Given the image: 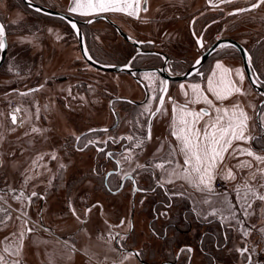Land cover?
Wrapping results in <instances>:
<instances>
[{
    "label": "rangeland",
    "instance_id": "rangeland-1",
    "mask_svg": "<svg viewBox=\"0 0 264 264\" xmlns=\"http://www.w3.org/2000/svg\"><path fill=\"white\" fill-rule=\"evenodd\" d=\"M33 1L63 12L58 0ZM157 2L158 7L154 6L158 8L154 16L156 24L145 27L144 31L161 40H169L170 35H175L172 31L179 29L181 52L184 47L192 48L190 43L183 44L182 32L187 18L198 19L204 15L206 22L225 20L226 17L228 21H236V32L232 36L249 49L254 72L264 81V2L255 0L254 3L260 6L256 13H253L254 8L233 14L232 18L228 16L229 9L226 17H217L215 10L202 8L201 0ZM168 16L170 18L166 19ZM110 17L126 33L137 34L131 25L135 19L115 14ZM0 21L6 29L8 43L6 58L0 67V264H16L24 259L32 264H107L108 260L120 264L133 261L129 256L123 258L115 248L114 240L109 239L115 238L109 230L112 227L116 230L130 227V197L126 190L121 194L105 195L100 190L97 176L102 168V155L96 156L90 146L85 151H76L73 147L81 133L112 124L111 116L107 114L108 98L120 95V88L128 81L121 80L120 74L101 72L79 60L74 28L59 18L29 10L21 0H0ZM166 25L170 29L162 38ZM229 25L228 22L226 28L222 26L223 35L230 34ZM87 29L93 33L90 41L92 53L104 51L110 54L113 51L115 55L117 50L127 51L126 41L106 22L93 21L85 31ZM161 47L159 49L170 55L169 45L162 44ZM222 49L225 48L219 51ZM235 52L230 49L231 56L227 57V62L224 60L229 67L236 66V63L241 65V58ZM105 60L114 61L115 57L109 56ZM244 81L248 84V92L251 91L246 77ZM33 87L39 88L29 92ZM258 95L259 104L264 94ZM13 104L20 112L17 124L9 117ZM260 120H264V106L260 109ZM105 135V132L94 131L81 141L101 142ZM156 147L155 141L143 147L139 165L152 167ZM165 158L170 161V166L179 161L173 154ZM136 160L135 156H122L119 163L125 166V172L137 169L134 167ZM95 165L100 170L93 171ZM262 179L264 176L250 178L246 173L238 172L237 179L228 182L231 183L230 190L224 194L218 195L211 187H206V202L211 204L216 195L234 199L252 195L244 192L242 187ZM97 201L104 208L100 210L95 205L87 214L86 208ZM44 204L48 206L42 211ZM120 213L125 217L122 225ZM145 217L142 215L135 226L146 233L134 236L130 245L143 247L145 243L150 246L149 242L156 245V239L146 229ZM43 225L49 226L45 229L51 234L42 229ZM50 226L53 231L48 230ZM148 249L146 251L151 254L153 250ZM164 253L160 254L164 257Z\"/></svg>",
    "mask_w": 264,
    "mask_h": 264
},
{
    "label": "flooded vegetation",
    "instance_id": "flooded-vegetation-1",
    "mask_svg": "<svg viewBox=\"0 0 264 264\" xmlns=\"http://www.w3.org/2000/svg\"><path fill=\"white\" fill-rule=\"evenodd\" d=\"M227 12L222 9L214 11L219 18L226 17ZM110 14L105 15L117 25L111 19ZM228 16L232 18L233 14ZM129 17L135 19L131 24L137 32L135 36H131L117 26L130 37V40L124 39L109 21L97 19L113 27L115 33L126 41L127 51L121 50L123 56L117 58L115 55L119 53L118 50L115 51V55L113 51H109L110 54L104 51L97 54L92 53L93 48L90 46V41L93 39V33L85 29L93 21L83 23L86 19L75 16L82 21L79 23V29L83 36L86 55L103 65H128L127 71L111 72L120 74V79L124 78L128 83L120 88V95L108 98L109 111L107 114L108 117L111 116L112 124L81 133L73 143L74 149L85 151L90 146L94 148L96 156L102 155L103 163L100 165L102 168L97 176L102 179L100 190L105 195L121 194L126 190L132 203L128 229L142 231V228H137L135 225L141 221L142 215L147 216L145 217L147 218L146 229L157 243L154 245L149 242L150 246L144 243L143 247L137 249L139 254L144 255L145 252L150 254V251H146L149 248L148 250H153L152 254L170 259L168 262L177 258L176 264H192L195 252L200 258L199 264H264V199H260L264 196V180L252 181L244 185L242 187L244 192L248 191L252 195L238 196L236 197L238 200L232 196L231 198L218 196L230 190L231 183L223 181L221 189L215 190L218 195L209 204L206 202L208 198L205 196V184L189 178L190 172L184 165L182 157L181 159L179 156L176 157L179 161H175L171 166L168 164L170 161L165 158L172 155L175 150L180 152L171 141L170 119L174 108H188L189 103L183 98L184 90L188 91L191 82L204 85L208 76L215 74L216 62L226 61L227 57L231 56L230 49L238 51L230 45L218 46L188 78L174 81L167 75H180L187 72L216 40L221 38L237 40L236 36H232V33L236 32V21H228L226 17L225 20L206 22L203 20L204 15L198 19L187 18L184 25L185 30L182 32L184 34L183 44L189 45L190 43L193 49H188L187 46L182 48L184 52H181L178 47L179 29L172 31L175 33L174 37L170 35L172 39L169 37V40H161L153 37L154 34L152 36V33L144 31L145 27L156 24V18H143L138 14ZM228 22L230 34L223 35L222 26L226 28ZM215 27L216 29L212 30ZM169 29V25H166L162 38H165ZM74 36L80 53L79 60L82 59L88 66L101 72L110 73L90 65L83 58L76 32ZM162 44L169 45L170 55L159 49ZM222 47L225 49L219 51ZM246 49L250 53L249 49ZM109 56L115 57V60L106 61L105 58ZM252 70L253 72L255 70L253 66ZM257 82L264 88V81L257 77ZM161 88L165 91L161 92ZM161 97L163 98L162 104ZM262 106H264V99L259 102L256 111L259 134L264 136V125L259 121ZM200 110L203 109L200 107ZM159 125L161 126L160 131L157 128ZM94 131L105 132L104 139L101 142L90 139L82 143V138ZM150 141L157 143L155 162L151 164L152 167L139 165V156L143 147ZM122 156L128 158L135 156L137 160L134 167L137 169L124 172L123 167L125 166L119 163V158ZM96 166L93 171L100 170ZM169 167L175 168L170 169ZM165 173L167 175L164 176ZM249 204L251 207L248 206ZM95 205L100 210L104 208L97 201L86 208V213L88 214ZM120 219V225H122L125 217L121 215ZM111 229L116 230L113 227ZM177 234L188 238L186 243L177 245L171 250L168 249L170 238ZM209 237H212L211 247L207 245ZM161 252L170 255L163 257ZM210 255L212 257L208 261L207 256Z\"/></svg>",
    "mask_w": 264,
    "mask_h": 264
},
{
    "label": "crops",
    "instance_id": "crops-1",
    "mask_svg": "<svg viewBox=\"0 0 264 264\" xmlns=\"http://www.w3.org/2000/svg\"><path fill=\"white\" fill-rule=\"evenodd\" d=\"M157 1L159 0H139L140 8L138 9V16L155 19V12L158 10V8H154V6L158 7ZM58 2L63 8V12H68L74 16L82 17L84 19L96 14L111 13L115 15H127L126 13L116 11L99 12L98 10L87 9H77L76 11H71V9L75 8L76 4H85L89 2V0H58ZM93 2H95V0H93ZM135 2L136 0H133V3ZM254 2L255 0H201L200 5L202 8L207 10L222 9L226 11L229 9L228 11L230 12L236 11V14L241 9L248 7L249 5H253ZM145 7L147 10L142 12V10H144L143 8ZM258 8H260V6L255 7L253 13H256ZM167 18H170V16L166 17V19ZM217 65H220V67L218 68ZM239 66L238 63H236V66L229 67L223 60L217 61L215 74L208 76L204 85L199 82L189 83L188 91L184 90L183 92L184 100L189 103L188 108H174L172 118L170 119L171 141L173 145H175L180 150V152L175 150L172 154L175 158L179 156L181 159L182 157L183 162L186 159L184 145L182 139H178V136L184 135V133L181 131V129L184 127V125L181 123V120L185 119L189 121L190 124L193 121V116L184 115L185 112L200 113L201 107L204 111L209 113V115L203 116L195 123V128L198 129L201 134H203L206 127L209 131H211L210 125L216 122L217 117L221 118L219 127H226L230 121H232L234 124L242 120L244 121V139H233L227 151L222 153V160L218 159L210 168L209 174L205 176L204 184L206 187H211V189L212 182L215 178H220L222 181H226L228 183L234 179H237L238 172L246 173L250 176V178L259 175L264 176V148H262L264 147V136L259 134V127L256 123V111L258 107L259 95L251 89V86V91L248 92V89H246L248 84L246 85L244 81L245 77H243L245 74L242 68V63ZM239 71H241V73ZM242 74L243 76L240 78V75ZM210 80L212 90H209ZM193 85L197 86L196 91L193 90ZM235 87H238L240 91H234L233 88ZM216 93H219L220 96L224 98H218ZM243 95H245V98H243ZM207 101H211V105ZM241 111L245 114L246 120L245 116L240 115ZM260 122L262 125H264V120H260ZM157 128L160 129L161 126L159 125ZM237 131H239V129ZM173 132L177 133V135H173ZM186 167H188V170L193 177L192 180H198V178H195L196 174L192 172L191 165H186ZM229 173H231V175H229ZM47 206V204H44L42 211H45ZM44 226L47 227V225ZM51 228L52 227L50 226V230ZM109 230L112 233L111 235L115 236L114 239L112 237H109V239L111 241L114 240V244L116 246L115 248L121 252V256L123 258L129 256V258L131 257L134 259L129 263L127 260L120 262V264H170V262H168L170 259L161 258L154 253L148 254L145 252L144 255L138 253V258L130 251L126 250L130 249V247L135 250L139 249L140 247L136 244L130 246V243H132L130 241L134 236H142V234L146 232L139 229L134 231H131L130 229ZM122 242L124 245H122ZM196 256V252L193 253L192 264H199L200 258L199 256ZM23 261L27 264H32L29 260L24 259ZM107 264L113 263L112 261L108 260Z\"/></svg>",
    "mask_w": 264,
    "mask_h": 264
},
{
    "label": "snow or ice",
    "instance_id": "snow-or-ice-1",
    "mask_svg": "<svg viewBox=\"0 0 264 264\" xmlns=\"http://www.w3.org/2000/svg\"><path fill=\"white\" fill-rule=\"evenodd\" d=\"M262 2H264V0H262ZM256 6L257 5H253V7ZM139 8V0H136L135 3H133V0H95V2H93V0H89V2L85 4H76L75 8L71 9V11H76L77 9L98 10L99 12L116 11L126 13L129 16H136ZM144 10H147L146 7ZM73 27H75V25H73ZM2 34L3 26L0 25V35ZM0 46H2V41H0ZM217 67L219 68L220 65H217ZM193 90L196 91L197 86L193 85ZM209 90H212L211 80L209 81ZM233 90L236 92L240 91L238 87L233 88ZM163 91H165V89L161 88V92ZM216 95L220 99L224 98L220 96L219 93H216ZM160 102L161 104L163 103L162 97ZM207 102L210 105L212 103L211 101ZM157 111H159V109H157ZM184 115H192L193 121L190 124L189 121L185 119L181 120V123L184 125L181 131L184 135L178 136V139H182L184 145L186 159L183 163L184 165H191L192 172L196 174L195 178H198L200 183H204L205 176L209 174L210 168L218 159L222 160V153L227 151L232 140L244 139V121L242 120L235 124L230 121L226 127H219L221 118L217 117L216 122L210 125L211 131H209L206 127L203 134H201V132L195 128V123L203 116L209 115V113L201 110L200 113L185 112ZM240 115L245 116L242 111L240 112ZM13 120H15V117H13ZM238 129L239 131H237ZM173 135H177V133L173 132ZM229 175H231V173H229ZM189 178H193L191 174H189ZM260 199H264V196H261ZM248 206L251 207L250 204Z\"/></svg>",
    "mask_w": 264,
    "mask_h": 264
},
{
    "label": "water",
    "instance_id": "water-1",
    "mask_svg": "<svg viewBox=\"0 0 264 264\" xmlns=\"http://www.w3.org/2000/svg\"><path fill=\"white\" fill-rule=\"evenodd\" d=\"M28 8L32 9L33 11H36L38 13L41 14H45L51 17H56V18H60L62 20H64L65 22H68L69 24H71L72 26L75 25V30H76V36L77 39L79 41V45H80V51L81 54L83 56V58L92 66L99 68L101 70L104 71H109V72H123V71H127V66H116V65H103L100 64L94 60H92L91 58H89L85 51H84V46H83V36L81 34V31L79 29V23H82V21L78 20L77 18L57 11V10H53L50 8H47L45 6H42L32 0H21ZM257 5V4H255ZM252 6L243 8L242 11L248 10L250 8H252ZM97 19H104L109 21V23L114 26L117 31L119 32V34L126 40H130V37L128 35H126L123 31H121V29L112 21H110L106 16H96L93 17L89 20L84 21L83 23H89L92 20H97ZM0 25L3 26V34L0 35V41H2V46H0V67L2 66L5 57H6V52H7V36H6V30L4 25L2 24V22L0 21ZM230 45L232 47H234L240 57H241V61H242V66L244 69V72L247 76V79L250 83V85L253 87L254 90H256L259 93H264V88H262L258 82L256 81L257 79V75L256 73L253 72L252 70V65L251 62L249 61V53L247 51V49L241 44L239 43L237 40L233 39V38H221L216 40L211 46L210 48L204 52L195 62L194 64L190 67L189 70H187V72L180 74V75H167V77L171 80L174 81H179V80H184L186 78H188L189 76H191V74H193V72L198 68V66H200V64L207 58L208 55H210L218 46L220 45ZM37 88V87H36ZM35 90V88L30 89L29 91ZM262 104V103H261ZM11 120L13 123H15V120H13L14 115H10ZM128 251H130L133 255H135L136 257L139 258V254L137 252V250L135 249H128ZM177 262V258H174L173 261L170 262V264H176Z\"/></svg>",
    "mask_w": 264,
    "mask_h": 264
},
{
    "label": "trees",
    "instance_id": "trees-1",
    "mask_svg": "<svg viewBox=\"0 0 264 264\" xmlns=\"http://www.w3.org/2000/svg\"><path fill=\"white\" fill-rule=\"evenodd\" d=\"M24 4V3H23ZM24 6L26 7V8H28L25 4H24ZM29 9V8H28ZM29 10H31V9H29ZM33 11V10H32ZM119 53L117 54V55H115L117 58H121L123 55L121 54V51H118ZM101 181H102V179L101 178H99V184L102 186V184H101ZM160 232V231H159ZM211 238L212 237H209V239H207L208 241H207V245H208V247L210 246L211 247ZM187 239L188 238H186L185 236H183V235H179V234H177V235H175V236H173L172 238H170V240H169V244H168V249H172L173 247H175V246H177V245H180V244H184V243H186V241H187ZM196 243H195V247H196ZM170 254H168V253H164V256H169ZM211 257H212V255H210V256H207V259H208V261L211 259Z\"/></svg>",
    "mask_w": 264,
    "mask_h": 264
},
{
    "label": "built area",
    "instance_id": "built-area-1",
    "mask_svg": "<svg viewBox=\"0 0 264 264\" xmlns=\"http://www.w3.org/2000/svg\"><path fill=\"white\" fill-rule=\"evenodd\" d=\"M13 110H14L15 112H18V107H16L15 105H13ZM217 186H219V184H217ZM18 264H25V263L20 262V263H18Z\"/></svg>",
    "mask_w": 264,
    "mask_h": 264
}]
</instances>
